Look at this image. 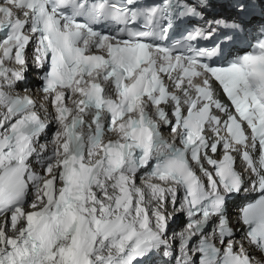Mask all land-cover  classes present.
<instances>
[{
	"label": "snow or ice",
	"instance_id": "1",
	"mask_svg": "<svg viewBox=\"0 0 264 264\" xmlns=\"http://www.w3.org/2000/svg\"><path fill=\"white\" fill-rule=\"evenodd\" d=\"M0 33V264H264V0H0Z\"/></svg>",
	"mask_w": 264,
	"mask_h": 264
}]
</instances>
